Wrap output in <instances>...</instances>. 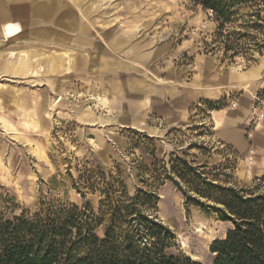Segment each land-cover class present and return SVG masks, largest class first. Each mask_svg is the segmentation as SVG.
Instances as JSON below:
<instances>
[{"label": "rangeland", "instance_id": "obj_1", "mask_svg": "<svg viewBox=\"0 0 264 264\" xmlns=\"http://www.w3.org/2000/svg\"><path fill=\"white\" fill-rule=\"evenodd\" d=\"M74 1L54 0L56 15L95 10L81 18L92 23L88 35L124 68L90 65L58 76H43L37 66L27 74L0 69V221L88 203L103 218L101 235L110 215L99 202L107 195L128 204L139 196V210L171 231L169 254L212 264V242L233 228L215 211L218 189L264 193V38L260 48L250 44L247 54L230 58L211 14L188 0ZM28 22L15 18L3 26L12 23L6 38L0 32V63L9 51L10 62L25 52L84 51L96 59L97 48L41 41L34 30L40 25ZM41 27L58 37L71 33ZM100 28L128 46L113 52ZM138 82L144 92L136 95ZM198 223L214 229L211 244Z\"/></svg>", "mask_w": 264, "mask_h": 264}, {"label": "trees", "instance_id": "obj_2", "mask_svg": "<svg viewBox=\"0 0 264 264\" xmlns=\"http://www.w3.org/2000/svg\"><path fill=\"white\" fill-rule=\"evenodd\" d=\"M188 1L211 14L225 55L247 54L250 44L260 48L264 0ZM238 19L243 32L235 30ZM177 162L185 174L191 172L185 162ZM218 190L216 203L221 207L215 211L233 228L212 242V264H264V193H254L256 188ZM140 199H128L127 204L106 195L99 204L110 217L101 235L97 229L103 218L95 217L88 203L62 204L50 214L23 212L0 221V264H200L167 252L171 231L139 210Z\"/></svg>", "mask_w": 264, "mask_h": 264}, {"label": "crops", "instance_id": "obj_3", "mask_svg": "<svg viewBox=\"0 0 264 264\" xmlns=\"http://www.w3.org/2000/svg\"><path fill=\"white\" fill-rule=\"evenodd\" d=\"M79 1L80 0H75L74 2L78 3ZM58 8L59 7L56 5L54 0H46L40 4L32 3L31 0H0V32H2L3 38H5L3 33V26L6 23L10 22V19L12 17L27 18L28 20L31 19L34 21V23H38V25L40 26H54L61 28V31L64 30L62 29L63 26L67 29V33L68 31L71 32L68 33L67 37H58L56 33L57 30H50L48 34H46L45 28L47 27L38 28L40 27L38 26L34 30L37 35L40 36L41 41H71L73 44L76 43L75 46L79 47L82 50L85 47H91L92 49L97 48V51L93 52L96 54V59L93 60L92 57L84 55V51L78 52L73 56L72 54L70 55L68 53L45 56L43 55V53L31 54L25 52V59L19 60L17 62H10L8 61V58L12 59L9 56L11 52H14L9 51L7 53L8 56L5 58L6 62L3 61L0 63V69L2 68L3 70H5V72L11 73L13 75L27 74L29 71H33L37 66L39 68V72L43 76H47L50 74L58 76L64 73V71L76 70L78 73L86 72L90 65H92V68H96L98 71H113L124 68L123 65L120 64V62H118L111 56L110 52L106 51L102 47H98V44L95 42L96 40L92 36L88 35V25L87 23H85V20H82L81 18H86V16L95 14V10L83 11L79 9H64L62 10V12L56 15ZM103 23H106V21H103ZM89 24L91 25L92 23L89 22ZM103 30V28L99 29V31L102 32V34L100 35V39L106 41L113 52L119 53L128 46L129 43L125 40L120 39L113 34L103 32ZM73 34L76 35L72 36ZM2 51L5 50L2 48V44H0V52ZM110 59L112 60V62H110ZM114 60L118 63L115 64ZM82 64H84V66H82ZM129 86H131L130 83ZM140 86L141 85L138 82L136 95L143 94L144 92V90ZM114 91L121 92V87L115 86Z\"/></svg>", "mask_w": 264, "mask_h": 264}, {"label": "bare ground", "instance_id": "obj_4", "mask_svg": "<svg viewBox=\"0 0 264 264\" xmlns=\"http://www.w3.org/2000/svg\"><path fill=\"white\" fill-rule=\"evenodd\" d=\"M12 1V0H11ZM28 2V1H27ZM16 9V8H15ZM13 13V12H12ZM27 13V12H26ZM10 15V14H9ZM18 15V14H17ZM19 16V15H18ZM16 17H12L11 19H10V21H12L13 19H15ZM16 22V24L19 26V28L20 29H22V28H24V26L26 25L24 22H22V21H15ZM87 23V22H86ZM89 23V22H88ZM12 24V23H11ZM11 24H9L8 26H6V27H4V29H3V31L6 33L7 32V28H9V27H11ZM30 24H34V21L33 20H31V19H29V22H28V24H27V26L28 25H30ZM34 26V25H33ZM3 32V33H4ZM4 36H5V34H4ZM5 38H6V36H5ZM13 55V53L11 52L10 53V56H12ZM108 65V64H107ZM64 66V65H63ZM82 66H84V64H82ZM18 68V67H17ZM69 68V67H68ZM218 125H219V123H217ZM203 229H207L208 231L205 233V234H203L204 232H203ZM196 230H197V232L198 233H200L201 235H205V239H206V241H208V243H210V242H212L214 239H215V231H214V229H209L208 227H206V225L204 226V224H201V223H198L197 224V226H196ZM223 237V236H222ZM224 238V237H223ZM211 244V243H210ZM208 249V248H207Z\"/></svg>", "mask_w": 264, "mask_h": 264}]
</instances>
